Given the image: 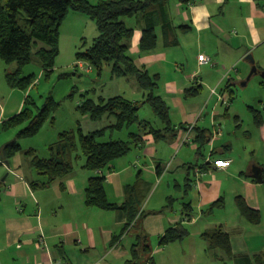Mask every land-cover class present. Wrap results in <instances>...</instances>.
Instances as JSON below:
<instances>
[{
  "label": "crops",
  "instance_id": "obj_1",
  "mask_svg": "<svg viewBox=\"0 0 264 264\" xmlns=\"http://www.w3.org/2000/svg\"><path fill=\"white\" fill-rule=\"evenodd\" d=\"M168 12L174 27H190L178 35V45L166 48L157 30L156 48L140 55L141 33L135 30L129 53L138 70L158 76L155 92L169 108L170 130L159 140L144 134L126 156L100 172L110 203L123 204L129 187L143 198V218L134 227L133 238L129 234L134 228L123 234L127 223L123 211L85 206L87 181L96 173L77 174L73 169L70 176L47 188L32 189L31 183L45 180L33 178L29 162L23 170L21 156L16 154L5 163L11 178L7 175L0 182L6 192L4 198L0 197V264H131V251L140 232L148 236L149 258L154 264H176V255L181 264H207L208 259L220 264H264V81L252 84L251 91L243 96L237 90L238 82L244 81L251 70L247 56L253 58L260 72L264 71V0H194L188 6L171 0ZM68 17L85 25L91 21L76 13ZM130 23L134 25L133 19ZM199 55L209 56L211 65L200 64ZM250 80L241 88L250 87ZM194 86L201 87L200 93L185 98L184 91ZM137 90L134 82L132 96L139 95ZM139 99L144 100L142 94ZM21 109L15 112L11 107L6 120ZM252 111L261 116L260 124L255 123ZM5 114L1 112L2 118ZM156 119L158 124H148L163 130L166 125ZM189 126H193L190 140L183 143ZM202 136L205 139L198 141ZM236 144H241L240 150ZM173 151L176 156L170 158ZM131 154L135 157L129 161L126 158ZM168 158L171 164L164 169L162 162ZM215 159L229 160L230 166L216 169L212 164ZM80 165L79 170L85 171ZM255 168L261 172L262 183L252 176ZM162 184L166 190L156 198L155 206L147 209ZM238 197L260 213L258 225L240 215ZM184 202L191 203L190 222L181 220ZM215 202L223 204L213 210L227 208V217L222 214L216 219L214 212L204 213ZM179 224L187 233L183 240L159 246L164 232ZM216 228L229 234L233 257L209 250L207 243L201 242L205 241L201 237L204 232ZM40 234L46 238V249L37 242ZM195 241L201 243L199 251ZM155 244L157 248L152 249ZM135 249L140 251L139 247ZM200 252L205 258L198 257ZM139 261L147 264L148 255L140 253Z\"/></svg>",
  "mask_w": 264,
  "mask_h": 264
},
{
  "label": "trees",
  "instance_id": "obj_2",
  "mask_svg": "<svg viewBox=\"0 0 264 264\" xmlns=\"http://www.w3.org/2000/svg\"><path fill=\"white\" fill-rule=\"evenodd\" d=\"M170 1L109 0L92 5L87 0H0V59L7 65L14 63L17 66L15 72L5 76L9 88L27 89L33 85L34 75L20 78L22 69L33 61L38 63L43 72L51 71L60 53L61 27L69 13H76L93 21L98 34L85 51L75 54V59L78 62H85L97 74L102 72L105 66H108L111 68L112 78L131 77L143 92L144 100L140 102L128 101L122 97L111 99L98 97L94 101L85 94L81 97V103L77 107L79 113L88 116L91 122L111 118L113 122L103 129L86 134L78 123L75 130L64 132L59 136L58 141L50 148L51 158L48 160L39 159L34 151H28L32 157L31 167L36 174L45 177L44 183H31L32 189H44L53 182L67 178L73 173L75 162L82 158L84 160L83 169L97 174L87 181L85 206L103 211H123L127 216L123 234L128 233L134 227L137 228V224L142 220L143 213L141 210L139 211V207L143 198L137 195L133 187H129L130 194L123 204L110 203L104 188L105 179L98 172L108 168L115 160L126 156L132 146L142 141L144 134L152 135L155 140H159L163 138L166 131L170 130L169 108L162 98L155 95L158 76H150L147 72L138 70L129 53L135 30H139L141 33L138 44L140 55L150 53L156 48L157 30L161 31L163 45L166 48L178 45V35L186 33L190 27L173 26L168 12ZM175 1L182 6H188L194 2V0ZM20 12L24 13L27 18V30L21 28L17 23V16ZM124 18L133 19L134 25L127 27ZM63 76L64 74L60 77ZM200 91V86L187 88L184 91V97L187 99L196 97ZM229 96L230 99H233L232 91ZM29 105L32 108H26ZM144 105H148L154 115L166 125L163 130L154 129L148 123L139 121L138 112ZM58 106V103H54L52 98H48L41 107H37L33 101L25 99L21 111L2 122L1 126L12 129L23 125L25 127L19 131L17 138L33 137L42 128L54 107L56 109ZM252 112L255 123L260 124L261 116ZM133 126L138 128V132L129 133L127 142L101 141L106 136L107 130L122 131ZM203 139L205 136H202L198 141ZM20 151L21 147L16 140L8 143L1 152L4 162L7 163ZM171 200L169 198L168 203ZM222 204V202H215L207 210L211 211L216 207H222ZM236 204L240 215L248 223L252 225L260 223V213L250 209L243 198H236ZM181 206V220L190 222L193 219L191 203L184 202ZM185 235H187L186 231L179 224L178 227L167 229L159 238L158 244L165 246L180 242ZM120 237H114V239L118 238L117 240H119ZM201 237L207 243L209 250H219L226 257H233L230 236L221 228L206 231ZM137 238L138 243L135 248L139 247L140 251L133 248L131 251L133 257L130 263L142 264L139 261V254L142 253L148 255L147 264H154L153 260L149 258L148 236L140 232Z\"/></svg>",
  "mask_w": 264,
  "mask_h": 264
},
{
  "label": "rangeland",
  "instance_id": "obj_3",
  "mask_svg": "<svg viewBox=\"0 0 264 264\" xmlns=\"http://www.w3.org/2000/svg\"><path fill=\"white\" fill-rule=\"evenodd\" d=\"M92 5H96L100 2H105L109 0H87ZM140 1V0H139ZM74 14V13H69ZM72 16V15H70ZM74 16V15H73ZM131 20L129 18H124V23L127 27H131ZM17 23L18 25L27 30L28 22L27 18L24 13L20 12L17 16ZM97 29L93 21H90L88 25L83 23H75L70 20V17H66L61 30H60V42H59V49L60 53L59 56L56 58L54 62V66L49 72H43L41 67L38 65L36 61L28 64L22 69V73L20 78H25L30 75L35 76V81L33 85L29 86L27 89H11L7 85L5 81V76L7 74H11L17 70L16 64H5L0 59V115L1 112H5V118L0 116L1 122L5 121L9 117V111L11 107L14 108L16 112L18 107L22 108V104L24 100L27 99L29 101H33L37 107H41L48 98H52V101L58 103V107H54L53 112L50 114L49 118L45 121L42 128L39 132L34 135L33 137L29 138H17L19 131H21L25 126H19L17 128L6 129L1 126L0 122V182L6 179L7 175L10 174V169L6 166L3 155L2 149L8 143L16 140L18 145L21 147V151L18 153L22 159V169L26 167V163L31 162V156L28 154V151H34V154L39 159L48 160L51 158V151L50 148L55 145L58 141V138L64 132H68L71 130H75L77 124H80L83 132L90 133L96 130L103 129L110 125V122H113V119H104L103 121L99 122H91L88 116H84L79 113L77 107L80 105L81 97L85 94L87 97L93 99L94 101L97 100L98 97H103L104 99H111L114 97H122L128 101L132 102H140L139 95H143L141 89L138 88V96H132L131 88L135 82V80L131 77L129 78H113L111 77V68L105 66L102 69L100 76H98L95 70H91L90 72H86L87 65L85 64L84 68H77L76 63L77 60L75 59V54L79 52L85 51L89 45H91L92 41L95 37H97ZM42 46L41 44L39 45ZM209 57V56H208ZM213 58V57H212ZM193 66V65H192ZM258 69V74L254 75L251 78V85L248 88H241V84L245 82L239 81L238 82V91L242 92L243 94H248L252 89V84H257L260 82L261 77ZM64 74L63 77H60ZM137 85V84H136ZM138 87V86H137ZM262 94H264L262 92ZM156 95V92H155ZM28 97V98H27ZM26 108H32L31 105L27 106ZM14 112V113H15ZM13 113V112H12ZM139 121L150 123L151 125L158 124V121L152 112L151 108L148 105H144L138 112ZM136 126L131 127L130 129L122 130V131H106V136L101 140L102 142H108L110 140H120V141H128V134L136 132ZM236 149L240 150L241 144H236ZM135 153V152H133ZM131 156L135 157L134 154H131L126 159L131 158ZM176 152L173 151L170 158H175ZM163 160L162 163L164 169L171 164V160L169 161ZM10 161V160H9ZM130 161V159H129ZM8 163V161H7ZM80 164H84V160L82 158L78 159L74 164V170L79 174V171H83L86 174L91 175L92 172L79 170L81 167ZM168 164V165H167ZM168 169V168H167ZM29 171L33 174V178L41 179L42 181L45 180V177L36 174V172L31 167ZM74 171V172H75ZM9 178H11V176ZM166 188L164 184H162L155 195L153 196V200L151 201L149 207L155 206L157 197L161 195ZM172 191V190H171ZM6 193L4 187L0 188V197L4 198L2 195ZM49 194V193H47ZM192 193L191 195H193ZM144 203V202H143ZM142 203V204H143ZM174 203V209H176L177 203ZM141 204V206H142ZM139 207V211L140 208ZM147 211V210H146ZM215 214L216 219H220L222 214L224 217H227L229 214V210L226 208L224 211H217V210H207L205 209V214L213 213ZM203 218V217H202ZM211 220V219H209ZM136 222V221H135ZM205 222V221H204ZM201 223H198V227ZM138 225V224H137ZM202 226V225H201ZM189 230L190 228L187 227ZM136 233V229H132L130 231L129 237L130 239L133 238L134 234ZM45 239L44 235H42ZM127 236L124 235V237ZM128 237V238H129ZM200 239V238H199ZM205 244V241H201ZM47 243V242H46ZM195 247L200 250L201 243L199 241L193 242ZM174 244V243H172ZM157 245L152 246V249H156ZM163 248V247H161ZM202 250H204L202 248ZM201 250V251H202ZM204 257L203 252L198 253V257ZM205 258V257H204ZM175 263L181 264V260L179 256H174ZM159 260L162 261V256L159 255ZM205 260V259H204ZM207 264H220L215 263L213 260H206ZM161 264H164L161 262ZM225 264H232L231 262L226 261Z\"/></svg>",
  "mask_w": 264,
  "mask_h": 264
},
{
  "label": "built area",
  "instance_id": "obj_4",
  "mask_svg": "<svg viewBox=\"0 0 264 264\" xmlns=\"http://www.w3.org/2000/svg\"><path fill=\"white\" fill-rule=\"evenodd\" d=\"M198 62L200 64H204V65H207V64L211 65L212 59L210 57H208V56H205V55H199L198 56ZM85 64L86 63L83 62V61H79V62L77 61L76 67L77 68H84ZM91 70H92V68L89 65H87L86 72H90ZM192 129H193V126H189L188 127L187 132L184 135L183 140H182L183 143L188 142L190 140L189 139V134H190ZM230 163L231 162L229 160H224V159H215L212 162L213 166L216 169H226V168H228L230 166ZM98 174H100V172H98ZM42 235L43 234H40V237L38 238V243H39L40 246L47 248L45 239H44V237Z\"/></svg>",
  "mask_w": 264,
  "mask_h": 264
},
{
  "label": "water",
  "instance_id": "obj_5",
  "mask_svg": "<svg viewBox=\"0 0 264 264\" xmlns=\"http://www.w3.org/2000/svg\"><path fill=\"white\" fill-rule=\"evenodd\" d=\"M245 59L248 60V61L250 62V64H251V70H250V72H249V74H248V76H247L245 82H243L242 85H246L247 82L251 79L252 76L258 74V69H257V67H256L255 64H254L255 62H254L253 58L249 55V56H247ZM259 73H260V77H261V79L264 81V71H263V72H259ZM98 74H99V76H100L101 72H98ZM6 164H8V163H6ZM252 176H253V178H254L255 180H257L259 183H262V182H263V179H262V176H261V172L259 171V169H256V168H255V169L253 170V175H252Z\"/></svg>",
  "mask_w": 264,
  "mask_h": 264
}]
</instances>
